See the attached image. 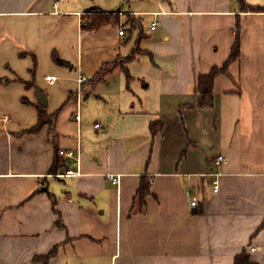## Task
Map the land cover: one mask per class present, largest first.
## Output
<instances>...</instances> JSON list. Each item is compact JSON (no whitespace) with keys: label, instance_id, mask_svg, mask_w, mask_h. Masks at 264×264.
<instances>
[{"label":"crops","instance_id":"obj_1","mask_svg":"<svg viewBox=\"0 0 264 264\" xmlns=\"http://www.w3.org/2000/svg\"><path fill=\"white\" fill-rule=\"evenodd\" d=\"M54 248L48 264H264V0H0V264Z\"/></svg>","mask_w":264,"mask_h":264},{"label":"trees","instance_id":"obj_2","mask_svg":"<svg viewBox=\"0 0 264 264\" xmlns=\"http://www.w3.org/2000/svg\"><path fill=\"white\" fill-rule=\"evenodd\" d=\"M244 8L252 9V10L261 9V7H258V6L250 7V6H245V5H244ZM97 16H99L101 18V21L104 20V18H105L104 15L102 17L101 14L97 15ZM93 25L94 26L97 25L96 21L91 20V23L89 26H93ZM234 48L235 49L233 50L234 51L233 55H237V53L239 51L238 47L236 46ZM106 68H108V67H106ZM106 68H103V69H106ZM109 68H112V66ZM226 68H227V64H225L224 67H217L216 66V67L212 68V70L209 73L200 75L199 81H198V88L200 91V98H199V102H198L199 106H211L213 104V89H214L215 78H216L218 73H220L222 70L224 71ZM109 70L110 69L102 71L101 72V74H103L102 76L106 75ZM101 74L99 73L100 78L102 77ZM39 115H40L39 116L40 117L39 123L32 130H37L40 127H42L45 123H47V122L52 123V121H53V114L48 115V114H46V112L44 110H40ZM146 188H147V186H146ZM148 192H149V189L143 190L141 197H144ZM55 253H56V248L52 249L46 255H41V256L36 257V261H40V264H48L49 258L52 255H54ZM235 264H258V263L253 261L251 259L250 254L244 250L243 252H241L240 254H238L236 256Z\"/></svg>","mask_w":264,"mask_h":264},{"label":"built area","instance_id":"obj_3","mask_svg":"<svg viewBox=\"0 0 264 264\" xmlns=\"http://www.w3.org/2000/svg\"><path fill=\"white\" fill-rule=\"evenodd\" d=\"M157 23L158 22L155 21V22H153V25L155 26ZM120 34H124V30H120ZM86 80H87V78L85 76H80L79 77V81L80 82H85ZM97 126L99 127L100 124L97 123ZM59 153L61 155H67L69 157L76 158V155H75L74 151H72V150L60 149ZM227 162H228V156H226L225 154H220L215 160V164L218 167H222ZM78 173H79V171H77L76 169L68 168L65 173H62L60 175H77ZM108 176L112 180H114L115 182L119 180V175H117V174L110 173V174H108ZM213 184H214V190L217 192L219 190V188H220V182H219L218 173L214 174ZM190 203H191L192 206H196L198 204L197 196H192V199H191Z\"/></svg>","mask_w":264,"mask_h":264},{"label":"water","instance_id":"obj_4","mask_svg":"<svg viewBox=\"0 0 264 264\" xmlns=\"http://www.w3.org/2000/svg\"><path fill=\"white\" fill-rule=\"evenodd\" d=\"M39 90V91H38ZM37 97H38V101L42 104L46 103L44 94L40 91V89H37Z\"/></svg>","mask_w":264,"mask_h":264},{"label":"rangeland","instance_id":"obj_5","mask_svg":"<svg viewBox=\"0 0 264 264\" xmlns=\"http://www.w3.org/2000/svg\"><path fill=\"white\" fill-rule=\"evenodd\" d=\"M118 175V174H117Z\"/></svg>","mask_w":264,"mask_h":264}]
</instances>
